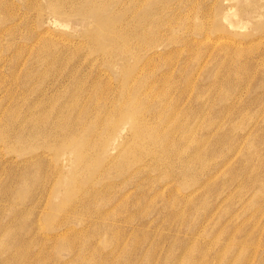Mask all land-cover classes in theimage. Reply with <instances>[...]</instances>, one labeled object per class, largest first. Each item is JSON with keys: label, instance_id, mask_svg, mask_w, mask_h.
<instances>
[{"label": "rangeland", "instance_id": "374dc122", "mask_svg": "<svg viewBox=\"0 0 264 264\" xmlns=\"http://www.w3.org/2000/svg\"><path fill=\"white\" fill-rule=\"evenodd\" d=\"M24 1L0 0V264H264V0Z\"/></svg>", "mask_w": 264, "mask_h": 264}, {"label": "bare ground", "instance_id": "6f19581e", "mask_svg": "<svg viewBox=\"0 0 264 264\" xmlns=\"http://www.w3.org/2000/svg\"><path fill=\"white\" fill-rule=\"evenodd\" d=\"M23 1V0H22ZM123 1V0H122ZM129 1V0H128ZM150 1V0H149ZM24 2H26V1H24ZM27 2H28V0H27ZM26 2V3H27ZM55 2V4H56V9H55V13L57 14V16H61V17H66V18H68L70 15H75V14H79V13H81V9H80V5H79V0H73V1H70V4L68 5L67 4V0H52V3H54ZM139 2V1H138ZM95 3V2H94ZM141 3H142V1H141ZM93 4V3H92ZM53 5V4H52ZM90 6H92L91 4H89ZM131 5V4H130ZM6 6V5H5ZM38 6V5H37ZM54 6V5H53ZM30 7V6H29ZM55 7V6H54ZM4 8V7H3ZM7 8V7H6ZM10 8V7H9ZM28 8V7H27ZM37 7H35V9H36ZM45 9H46V7H44ZM129 8V7H128ZM127 8V9H128ZM133 8V7H132ZM34 9V10H35ZM4 10V9H3ZM10 10V9H9ZM5 11V10H4ZM36 11V10H35ZM84 11V10H83ZM83 11H82V13H83ZM86 11V10H85ZM84 11V12H85ZM5 12H7V10L5 11ZM12 12V11H11ZM27 12V11H26ZM87 12H89V11H87ZM11 14V13H10ZM84 14V13H83ZM82 14V15H83ZM12 15V14H11ZM81 15V16H82ZM87 18V17H86ZM143 23V22H142ZM159 28V27H158ZM160 28H161V26H160ZM159 30V29H158ZM114 32H115V30H103V32L101 33V35L100 36H98V34L96 35L97 37H95L96 39H100V38H102V39H104V40H106V41H109V42H113L114 44H117L118 43V40L120 39V33L118 34H115L114 36H111V34L110 33H112V35L114 34ZM105 33V36L103 35ZM155 34V33H154ZM220 34V33H219ZM95 35V34H94ZM109 35V36H108ZM218 35V34H217ZM152 36H153V34H152ZM155 36V35H154ZM206 36V35H205ZM224 36V35H223ZM215 37V36H214ZM219 36H217V38H218ZM151 39V38H150ZM221 39H222V37H221ZM220 39V40H221ZM68 40V39H67ZM219 40V39H218ZM89 41V40H88ZM147 41V40H146ZM144 43H147V42H144ZM143 43V46L145 45ZM91 44V43H90ZM147 45L148 44H146L145 46H146V48H148L147 47ZM153 46H154V44H153ZM150 47V46H149ZM151 47H152V45H151ZM68 49V48H67ZM144 49H145V47H144ZM144 49H143V51H144ZM112 50V49H111ZM147 50V49H146ZM148 50H150V49H148ZM152 50H153V48H152ZM60 51V50H59ZM142 51V50H141ZM141 51H138L139 52V54H140V52ZM142 51V52H143ZM112 52V51H111ZM110 52V55L112 54ZM124 52H126V51H124ZM146 52H148V51H145V53ZM150 52V51H149ZM148 52V53H149ZM119 53V52H118ZM123 54V53H122ZM127 54L128 53H126V56H127ZM157 54V53H156ZM57 55V54H56ZM104 55V54H103ZM136 56V55H135ZM104 57H105V55H104ZM108 58V57H107ZM109 59V58H108ZM108 59H106V61L108 60ZM112 59V58H111ZM114 59H116L115 57H114ZM110 60V59H109ZM263 60V59H262ZM113 61H115V60H113ZM264 61V60H263ZM107 62H109V61H107ZM110 64H111V60H110ZM114 64H115V62H114ZM134 64V63H133ZM131 65H132V63H131ZM112 66H114V65H112L111 64V67ZM116 66V65H115ZM142 69V68H141ZM144 69V68H143ZM132 70V69H131ZM124 71V70H123ZM122 72V70L120 71V73ZM125 74V73H124ZM123 74V75H124ZM128 73H126L125 74V76L127 75ZM140 75V74H139ZM122 76V75H121ZM137 76V75H136ZM135 77V76H134ZM138 77V76H137ZM137 77H136V79H137ZM140 77V76H139ZM139 77H138V79H139ZM127 78V77H126ZM125 78V79H126ZM129 78H131L130 76H128V79ZM124 79V80H125ZM121 80H123V79H121ZM134 80V79H133ZM129 82V81H128ZM137 82V81H136ZM125 83V82H124ZM132 83V82H131ZM134 83H135V81H134ZM137 84V83H136ZM136 84H134V85H136ZM124 85V84H123ZM133 84H132V86H134ZM153 85V84H152ZM129 86H130V84H129ZM129 86H128V88H129ZM120 87V86H119ZM121 88V87H120ZM125 89V88H124ZM126 93H128L129 91L128 90H126L125 91ZM124 93V92H123ZM148 93V92H147ZM127 95H129V101H130V104H131V106L132 107H134V106H136V105H138L137 103L140 101V99H139V101H135V103H136V105H134L135 103H131V101H132V99H131V92H129L128 94H126V96ZM126 96H125V98H126ZM139 96H141V95H139ZM138 96V97H139ZM104 101H106L105 102V104L103 105V107H102V109H104V110H110V109H112L113 107L115 108V106H119L120 107V109H119V111H121V115H124V116H122L118 121H117V124L119 123V122H121V121H123L124 119L125 120H127V119H130L131 120V122H132V130L134 129V131H133V135L134 136H139V135H141L142 134V132H141V130L139 129L140 127H141V121L138 123V118L140 117V116H138V115H142V113L141 114H138V115H135L136 114V111L135 112H127V113H124L123 112V109L125 108V107H127L128 105H129V103L128 102H126V101H128V100H124V96H120L118 99H115L114 100V98H112L111 99V102L109 103V105L110 104H113L111 107H107L108 106V100H104ZM135 108V107H134ZM103 111V110H102ZM143 111V110H142ZM32 112V111H31ZM84 112V111H83ZM112 112H113V109L112 110H110V112H109V119H107V121L108 120H110V117L112 118L110 121H108L109 123H111V124H109L108 122V124L110 125V127H111V129H110V127H107V128H109L110 130H112V126L111 125H114V118L112 117ZM104 113V112H103ZM102 114V113H101ZM106 114V113H105ZM143 114H144V112H143ZM30 115V114H29ZM99 116H101V115H99ZM106 116V115H105ZM108 117V116H107ZM138 117V118H137ZM103 118V117H102ZM104 119V118H103ZM115 119H118V118H115ZM140 119V118H139ZM143 119V118H142ZM138 120V121H137ZM24 121V122H23ZM31 121V120H30ZM22 122H23V124L26 122H28L27 121V119H26V116H25V119H23L22 120ZM21 122V123H22ZM256 122V121H255ZM101 123H103V121H102V119H99L98 120V122H96V124H93V127H92V129L90 130V133L88 134L89 136H87V138H86V142H88L90 139H91V137L92 136H101V134H102V136H105L104 134H106V133H102V132H104L103 130V128L101 129L100 127L102 126V124ZM85 124V123H84ZM108 124H107V126H108ZM145 124V123H144ZM253 124V123H252ZM256 124V123H255ZM79 125H81V124H79L78 123V127H79ZM104 125H105V123H104ZM150 125V124H149ZM77 126V123H76V125H75V127ZM252 126V125H251ZM103 127V126H102ZM106 127V126H105ZM120 127H121V125H120ZM25 127H22V130L21 131H26V128L24 129ZM40 128V127H39ZM106 128V129H107ZM45 129V128H44ZM70 129V128H69ZM80 129V128H79ZM101 129V130H100ZM68 130V129H67ZM102 131L101 133H99L100 131ZM108 130V129H107ZM248 130H250V129H248ZM248 130H247V132H248ZM29 131V130H28ZM31 131V130H30ZM37 131V130H36ZM40 131V130H39ZM50 131H52V130H49L48 128L45 130V131H43V132H41L42 134H43V136L45 137L44 139H47L48 140V132H50ZM69 131V130H68ZM67 131V132H68ZM106 131V130H105ZM73 132V131H72ZM109 132H112V131H109ZM37 133V132H36ZM50 133H52V132H50ZM53 133H55L54 131H53ZM158 133V132H157ZM40 134V133H39ZM97 134H99V135H97ZM162 134V133H161ZM247 134V133H246ZM249 134V133H248ZM41 135V134H40ZM51 135V134H50ZM107 135V134H106ZM113 135V134H112ZM157 135V134H156ZM24 136H28L27 134H25ZM30 136V135H29ZM32 136L33 137H35L36 136V134H34V132H33V134H32ZM53 136V135H52ZM55 136V135H54ZM153 136V135H152ZM151 136V137H152ZM155 136V135H154ZM251 136V135H250ZM42 137V136H41ZM59 137V136H58ZM134 138V140L136 139V141H138V139L137 138ZM156 137V136H155ZM32 138V137H31ZM75 138V137H74ZM141 138V137H140ZM156 138H159V137H156ZM165 138V137H164ZM39 139V138H38ZM73 139V138H72ZM101 139V138H100ZM104 139H105V143H104V146H105V144L107 143V141H106V139H108V137H104ZM160 139V138H159ZM244 138H242V140H243ZM23 140V139H22ZM28 140H30V138L28 139ZM32 140V139H31ZM59 140V139H58ZM70 140V139H69ZM129 140H131L130 138L128 139L127 137H123L122 138V140H121V142L119 143V147H118V150L119 149H123L124 147H126L127 146V144H129ZM142 140V139H141ZM151 140H153V139H151ZM156 140V139H155ZM245 140V139H244ZM243 140V141H244ZM21 141V140H20ZM33 141V140H32ZM36 141V140H35ZM39 141V140H38ZM158 141V140H157ZM156 141V142H157ZM246 141V140H245ZM24 142V141H23ZM26 142V141H25ZM30 141H28L27 143H29ZM37 142V141H36ZM103 142V141H102ZM138 142H140V141H138ZM159 142V141H158ZM162 142V141H161ZM247 142H248V140H247ZM247 142H246V144H247ZM250 142V141H249ZM160 143V142H159ZM241 143V142H240ZM31 145L32 144H34V143H30ZM36 144V143H35ZM46 144L48 145V143L46 142ZM101 144V143H100ZM161 144V143H160ZM243 144H245V143H243ZM240 145H242V144H240ZM103 146V144H101V146H100V148L103 150V151H106V152H108V150L106 149L107 147L105 146L104 147ZM130 146V145H129ZM152 146V145H151ZM179 147V146H178ZM235 147V146H234ZM152 149H153V147H151ZM163 150V149H162ZM169 150V149H168ZM130 151V150H129ZM150 151H151V149H150ZM178 151V150H177ZM231 151V150H230ZM235 151V150H234ZM256 151V150H255ZM113 153V152H112ZM150 153V152H149ZM179 155H181L180 153H183L181 150H180V153L179 152H177ZM257 153V152H256ZM139 154V153H138ZM137 153H136V155H138ZM150 154H152V152L150 153ZM158 154V153H157ZM156 154V155H157ZM166 154V153H165ZM260 154V153H259ZM259 154L257 155V156H259ZM143 155V154H142ZM253 155V154H252ZM135 156V155H134ZM153 156H155V155H153ZM115 157V156H114ZM130 157V156H129ZM132 157V156H131ZM139 158V156H136V158ZM157 157H159V155L157 156ZM180 157H182V156H180ZM141 158V157H140ZM139 158V159H140ZM170 158H172V157H170ZM177 158V157H176ZM200 158V157H199ZM179 159V158H178ZM203 159H205V158H203ZM203 159H202V161L201 162H203ZM106 160V159H105ZM112 160V159H111ZM114 160H115V158H114ZM166 161H167V159H165ZM165 160H163V162L165 161ZM180 160V159H179ZM182 161V160H181ZM187 161H189V160H187ZM206 161V160H205ZM112 163V161H108V163ZM162 162V163H163ZM169 163H170V161H168ZM168 162H167V164H168ZM105 163V162H104ZM172 163V162H171ZM170 163V164H171ZM160 164L161 163H159V166H160ZM166 164V163H165ZM182 164V163H181ZM180 164V165H181ZM104 165V164H103ZM162 165V164H161ZM187 165H190V164H187ZM202 165V164H201ZM108 166V165H107ZM173 166V165H172ZM182 166V165H181ZM200 166V165H199ZM102 167V166H101ZM110 167V166H109ZM188 167V166H187ZM186 167V168H187ZM189 167H191V166H189ZM104 168V167H103ZM107 170H108V168L107 167H105ZM165 168H167V167H165ZM100 170H101V168H99ZM110 169V168H109ZM182 169V168H181ZM100 170H98V171H100ZM105 170V169H104ZM103 170V171H104ZM107 170H105V172L107 171ZM178 170V169H177ZM186 170V169H185ZM97 171V172H98ZM101 173H102V170L100 171ZM104 172V173H105ZM99 173V172H98ZM103 174V173H102ZM187 175H188V173H187ZM99 176H101V175H99ZM189 177V176H188ZM212 177H214V176H212ZM183 178H184V176H183ZM187 178V177H186ZM211 179V178H210ZM207 182H209V181H207ZM204 183H205V181H204ZM204 183L203 184H201V185H204ZM262 186H263V183H262ZM259 187V186H258ZM197 189V188H196ZM198 189H200V188H198ZM261 189H262V187H261ZM196 193V192H195ZM219 204V203H218Z\"/></svg>", "mask_w": 264, "mask_h": 264}]
</instances>
